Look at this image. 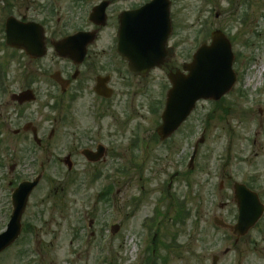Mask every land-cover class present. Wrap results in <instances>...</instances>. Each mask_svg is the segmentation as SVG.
<instances>
[{"label": "rangeland", "instance_id": "1", "mask_svg": "<svg viewBox=\"0 0 264 264\" xmlns=\"http://www.w3.org/2000/svg\"><path fill=\"white\" fill-rule=\"evenodd\" d=\"M8 1L25 12V0ZM171 15L178 57L204 38L209 42L216 28L227 36L237 76L233 89L216 102H197L179 129L160 141L155 129L170 86L162 69L145 80L114 81V96L100 100L87 92L59 95L51 65L48 95L0 114V230L11 191L31 180L40 162L43 172L22 212L20 234L0 253V264H149L147 246L156 249V264H180L165 245L172 236L184 247L194 211L205 216L203 206L219 200L221 175L246 181L252 169H264V0H174ZM64 105L70 106L65 121ZM128 108L134 115L125 113ZM21 120L38 128L39 147L31 133L13 134ZM98 141L108 149L104 162L75 154L67 168L70 147Z\"/></svg>", "mask_w": 264, "mask_h": 264}, {"label": "flooded vegetation", "instance_id": "2", "mask_svg": "<svg viewBox=\"0 0 264 264\" xmlns=\"http://www.w3.org/2000/svg\"><path fill=\"white\" fill-rule=\"evenodd\" d=\"M149 1L25 0V12L22 13L19 9H13V3L5 0L4 8H0V95L4 96L0 102V114L7 107L17 110L33 103L21 97L26 91H32L36 99L42 94L48 95L51 65L57 67L53 72L57 78L54 82L62 96L87 92L94 93L100 100H109L114 96V81L145 80L159 69L167 77L171 72L182 71L183 66L191 61L193 49H187L185 57L183 53L178 57V42L171 43L176 32L171 15L174 0H169L172 30L165 45L163 63L145 75L136 74L130 68V58L125 56L132 53L129 48L134 46L132 39L137 35L129 30V15ZM8 27H11L9 33ZM97 90L111 94V97L99 96ZM60 108V119L65 121L70 106ZM134 112L130 108L125 109L129 115H134ZM94 115L101 116L96 110ZM16 118L22 119L19 115ZM9 120L14 119L10 117ZM2 126L5 127L3 120L1 129ZM20 126L13 134L32 135L35 125L32 121L22 123L21 120ZM95 129L98 128L91 131ZM36 130L38 134V128ZM54 132L51 129L48 140L53 138ZM81 133L88 134L86 131ZM40 141L42 144L41 137ZM84 149L93 152L102 150V158L96 163L104 162L108 153V149L99 141L91 147H70L65 157L70 169L71 158L75 154L82 156ZM259 176L263 177V188L264 169H252L246 181L222 174L218 184L219 200L203 206L205 216L197 209L194 211L197 215L191 219L190 233L184 247L177 244L174 237H170L169 244L165 245L175 253V260H179L180 264H264V202L261 200V217L251 223V217L240 218L235 193L236 185L244 184L261 199ZM147 249L151 247L147 246ZM151 251L150 264H156V249Z\"/></svg>", "mask_w": 264, "mask_h": 264}, {"label": "water", "instance_id": "3", "mask_svg": "<svg viewBox=\"0 0 264 264\" xmlns=\"http://www.w3.org/2000/svg\"><path fill=\"white\" fill-rule=\"evenodd\" d=\"M126 27V25H124ZM129 29L137 35L130 47L131 54L127 55L131 61V68L135 72H144L163 62L164 48L171 31L168 0H152L140 10L130 13ZM11 27H8V33ZM210 45H202L197 49L191 63L184 65L183 72L170 73L171 87L167 92L166 103L161 115L162 123L156 132L161 140L173 134L194 109L198 100H219L233 87L236 75L232 70L233 53L231 44L220 31L211 35ZM98 94L108 97L97 90ZM26 100L34 99L30 91L22 94ZM36 137L35 130L33 129ZM102 150L91 156L84 154L89 160L96 161ZM35 182H22L15 190V211L8 225V229L0 235V252L9 246L20 233L21 214L25 208L28 196L36 185ZM236 201L240 209V218L251 217V223L261 215L262 207L255 194H247L244 185H237ZM248 192V191H247ZM250 210L253 211L250 214ZM240 223H244L241 221ZM249 225V224H248Z\"/></svg>", "mask_w": 264, "mask_h": 264}]
</instances>
